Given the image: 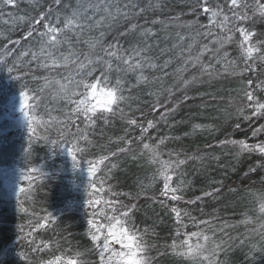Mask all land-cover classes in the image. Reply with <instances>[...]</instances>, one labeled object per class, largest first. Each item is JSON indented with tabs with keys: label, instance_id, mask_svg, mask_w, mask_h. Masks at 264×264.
Here are the masks:
<instances>
[{
	"label": "snow or ice",
	"instance_id": "snow-or-ice-1",
	"mask_svg": "<svg viewBox=\"0 0 264 264\" xmlns=\"http://www.w3.org/2000/svg\"><path fill=\"white\" fill-rule=\"evenodd\" d=\"M17 7L18 0H0V20L5 24L10 21H25L27 14L13 18L11 11H5ZM144 12L145 8L138 4H120L116 0H76L75 6L65 0H53L52 6L29 21L24 39L35 40V46L23 47L20 46V40L3 37L7 43L0 47V73L6 72L9 81L14 82V86L18 85V99L10 101L7 112L9 115L19 113L12 120L11 127L22 131L19 154L13 144L8 150L13 163L0 169V204H10L14 212L20 214L22 222L15 221L13 230L4 227L0 220V264H17L16 257L24 264H90L85 258L86 254L79 251L67 255L68 249H65L56 255V251L61 249L58 240L49 238L37 241V234L42 229H51L57 223V216L46 209L43 210V215L38 213L35 210V195L38 189L47 186L43 184L44 180H54L64 171L63 168L48 170L47 160L44 163L38 162L35 146L40 143L48 147L46 155L49 158L58 155L70 158L71 170L79 179L78 184L73 181V186L75 190L82 192L83 198L71 202L68 207L78 205L88 210L86 215L90 218L87 220V235L92 243L89 253L98 256L97 264H153L149 253L153 249L150 240L155 233L153 229L136 226L133 217L137 204H124L119 199H104L106 193H110L112 197L126 195L113 192L111 187L105 189V183L110 178L107 173L117 167L111 163V158L116 157L117 153H93L92 149L96 144L90 135L95 134L98 121L108 125L116 117L125 120L129 128L140 129L139 137L135 138V142L140 145L138 155H146L148 163L158 166L153 179L156 175L163 177L160 194L171 201H184V196L178 194L182 193L186 184L184 172L180 169L193 157L180 159L181 153L169 152V158L164 160L161 158L163 154L160 146L165 143V138H160L156 144L144 142L151 139L147 134L156 124L147 120L145 127L138 122L140 118L131 115L135 97L132 95V88L125 86V78L129 73H139L138 83H151L144 72L146 69L157 68V65L152 63L153 45L147 41L156 34L151 28L145 27L139 31L138 36L133 34V41L128 40L129 30L119 31L118 36H113V42L107 44L103 30L94 38H84L85 34L101 28L106 21L109 22L108 27H111L112 22H118L120 17L127 20L130 14L139 15ZM192 13L202 14L206 22L198 20L196 24L188 25L191 33L188 36L177 33V39L184 42L180 46L181 51L187 49L188 61L192 67L200 64L202 72L209 77L220 74L216 65L223 67L229 75L252 74L242 81L238 100L233 106L243 120L264 118V79H260V76H264V31L255 30L257 19L264 24V2L254 0L250 4L248 0H195ZM5 16L8 19H4ZM151 23L155 24L156 21ZM37 25L40 27L37 28ZM131 27L132 30L141 28L137 24ZM237 34L239 39H236ZM122 41L131 46L125 48ZM81 44L86 45L88 51H83ZM193 44L196 45L195 56L192 54ZM229 44H235L239 50L242 64L239 72L236 69L240 65H237L236 60L229 59L230 54L226 50V45ZM206 54L209 63L203 65L200 63L201 57ZM230 68L232 71L229 73ZM40 70H43L40 75L35 74ZM164 75L168 74L165 72ZM196 79L197 77H192L193 81ZM41 80L42 84L31 86L30 81ZM184 83L187 85L191 81ZM79 89L83 91H78ZM96 91L101 93V98H106L105 102L93 104L88 101L89 95ZM45 97L62 100L66 104L60 109L45 108L41 114L39 110ZM158 110L153 105L152 111ZM56 111L60 115H54ZM236 127H240L239 121L236 122ZM260 132H264V125L254 129L252 135ZM100 134L103 135V132ZM2 136L3 130H0V137ZM124 143L125 146L119 152L133 153V159H136L137 150L132 147L134 140L127 139ZM224 143L238 145L242 152L258 151L264 154V143L250 145L242 140H226ZM4 152L0 148V160ZM89 156L94 158L89 159ZM101 166L107 169L103 177L98 175ZM250 171L255 172V168ZM174 176L177 178L175 186ZM22 181L27 182L26 186ZM218 191L219 189L206 191L203 196L210 197ZM250 195L257 201L258 211L264 214V191ZM202 199V196H197L186 203L194 205ZM105 209L112 215H108ZM170 212L174 214L177 224L175 235L180 238L179 243L173 241L171 249L176 256L187 258L190 264H227V261L220 259L221 254L226 253L236 242L244 245L249 239L246 235L234 238L226 230L234 226L227 222L217 228L211 220L192 216L180 207L172 206ZM98 215L104 217L107 224H99L96 219ZM185 217L198 230L181 231L187 228ZM249 222L248 219L243 221L245 224ZM260 229H264V223L260 224ZM258 234L264 240V231H258ZM21 246L26 250L18 252L17 248ZM252 247L255 248L256 245ZM48 252L52 253L51 257L44 259L42 254Z\"/></svg>",
	"mask_w": 264,
	"mask_h": 264
},
{
	"label": "trees",
	"instance_id": "trees-1",
	"mask_svg": "<svg viewBox=\"0 0 264 264\" xmlns=\"http://www.w3.org/2000/svg\"><path fill=\"white\" fill-rule=\"evenodd\" d=\"M65 2L73 6L76 4V0H65ZM116 2L138 4L145 8V12L139 15L130 14L127 20L120 17L118 22H112L111 27H108L109 22L106 21L101 28L93 29L85 34L84 38H94L99 35V31L103 30L106 33L105 44H107L113 42V36H118L119 31L129 30L128 40L133 41V34L138 36L139 31L145 27L152 29L156 36L148 39L147 42L153 45L152 63H155L157 68L146 69L144 72L151 83L142 81L138 83L139 73H129L125 78V86L132 88V95L135 97L131 115L140 118L138 122L145 127L147 120H152L156 124V127L149 129L147 134L151 139H146L144 142L156 144L160 138H165V143L160 146L162 159L167 160L169 152L181 153L180 159L185 157H193V159H188L180 169L184 172L183 178L186 184L182 193L178 194L184 196V201H171L160 194L163 189V177L156 175L153 179L158 166L148 163L146 155H138L140 145L135 142V138L139 137L140 129L129 128L126 121L119 117L112 118L108 125L98 121L95 134L90 135L96 144V147L92 149L93 153L98 155L117 153L116 157L111 158V163L116 164L117 167L113 168L111 173H107V169L101 166L98 175L103 177L107 173L110 177L105 183L106 190L111 187L113 192L126 194L112 197L110 193H106L104 199H119L124 204L130 202L137 204L133 217L136 226L141 229H153L155 233L150 240L153 249L149 253L153 264H190L187 258L176 256L171 249L173 241L179 243L180 239L175 235L177 224L174 214L170 212L172 206L180 207L197 218L211 220L217 228L225 222L233 225L234 227L226 230L234 238L237 236L243 238L244 235L249 237L244 245L236 242L226 253L221 254L220 259L227 261V264H264V250H262L264 240L258 234V231H264L260 229V224L264 222V214L258 211L259 205L252 195H249L252 208L244 209L243 203L246 198L245 192L264 191V154L258 151L242 152L238 145L224 143L226 140H242L250 145L264 143V132L252 135L254 129L264 125V118L243 120L237 115L236 108L233 106L238 100L242 81L252 74L229 75L225 73L223 67L216 65L220 74L209 77L202 72L200 64L192 67L191 62L188 61V50L181 51L180 46L184 42L177 39V33L188 36L191 34L188 25H194L198 20L206 22L202 14L192 13L195 0H116ZM248 2L252 4L254 0H248ZM52 4L53 0H18L17 8L5 9L6 12H12L13 18L27 15L23 22L10 21L5 24L3 20H0V34H2L0 47L7 43L4 36L11 40H20V46L23 47L35 46V40L24 39L29 21L38 13L46 11ZM4 19L8 17L5 16ZM152 21L156 23L153 24ZM133 24L140 25L141 28L132 30ZM255 30L264 31V24L259 19H257ZM236 39H239V34ZM122 43L125 48L131 46L127 42L122 41ZM80 48L88 51L84 44H81ZM226 50L230 54L229 59L236 60L237 65H240L236 69L239 72L242 64L237 46L226 45ZM192 54L193 56L197 54L195 44L192 46ZM200 63L203 65L209 63L207 54L201 57ZM231 71V68L228 69L229 73ZM42 72L43 70H40L35 74L40 75ZM165 72L168 75H164ZM193 76L197 77L194 81ZM260 79H264V76H260ZM112 80L114 83L115 75ZM184 81H191V83L185 85ZM30 83L31 86L36 87L43 81H30ZM78 91L82 92L83 89ZM125 95H128V92H125ZM185 97L188 98L185 99ZM17 99L18 85L14 86V82L9 81L6 72L0 73V130H3L0 148L5 150L0 160L1 167H8L13 163V158L8 151L13 144L19 154L22 129L17 130L11 127L12 120L8 118L7 112L10 101ZM65 104V101L45 97L39 111L43 114L45 108L60 109ZM153 105L159 110L152 111ZM13 114L15 117L19 116L18 112ZM53 114L60 115L59 111ZM237 121L240 122L239 128L236 127ZM101 132L103 135L100 134ZM122 137L124 140H121ZM127 139L134 140L132 147L137 150L136 159H133V153L119 152V149L125 146L124 141ZM47 152L48 147L45 144L40 143L35 146V155L39 163L47 160L48 170L63 168L64 171L60 172L54 180H44L43 184L47 186L38 189L35 195V210L38 213L43 215V210L46 209L57 216V223L51 229H42L37 234V241L49 238L58 240L61 249L56 251V255L65 249H68L67 255H73L79 251L86 254L85 258L90 264H97L98 256L89 253L92 243L87 235L89 230L87 220L90 218L86 215L88 210L78 205L68 207L71 202L83 198L82 192L75 190L73 186V181L78 184L79 179L71 170L70 158L64 155L49 158L46 155ZM93 158L89 156V159ZM253 168L255 172L250 171ZM176 179L174 176L173 186ZM21 183L25 186L27 184L26 181ZM213 189H219V191L214 192L210 197L203 196L204 192H212ZM197 196H202L203 199L194 205L186 203ZM105 211L108 215H112L107 209ZM96 219L99 224H107L102 216L98 215ZM246 219L250 220L247 224L243 223ZM0 220L4 227L13 230L15 221L22 222L20 214L15 213L13 207L7 202L0 204ZM185 224L187 228L181 231L198 230L187 217H185ZM209 234L211 235V232ZM219 236L218 232L217 239ZM145 238L148 239V237ZM253 245L256 247L253 248ZM25 250L23 246L17 248L18 252ZM42 255L44 259H48L52 253ZM16 259L17 264H24L19 257Z\"/></svg>",
	"mask_w": 264,
	"mask_h": 264
},
{
	"label": "rangeland",
	"instance_id": "rangeland-1",
	"mask_svg": "<svg viewBox=\"0 0 264 264\" xmlns=\"http://www.w3.org/2000/svg\"><path fill=\"white\" fill-rule=\"evenodd\" d=\"M90 98V97H89ZM106 98H101V101H98V103H103L105 102ZM93 103H95V101H93ZM9 115V114H8ZM8 118L10 120H13L15 118L14 114H12L11 116L9 115ZM6 167H1L0 166V169H4ZM0 180H2V177H0ZM252 193V192H251ZM244 195L246 196L245 200H243V203L245 204V207L244 209H248V208H252L251 207V200L249 199V195H250V192H245ZM240 215V213H239ZM264 223V222H263ZM117 247H119V245H117Z\"/></svg>",
	"mask_w": 264,
	"mask_h": 264
},
{
	"label": "clouds",
	"instance_id": "clouds-1",
	"mask_svg": "<svg viewBox=\"0 0 264 264\" xmlns=\"http://www.w3.org/2000/svg\"><path fill=\"white\" fill-rule=\"evenodd\" d=\"M89 97H88V101L90 103H93V101H95V103H93V104H96V103H98V101H101V93L99 91H96L95 93L90 94Z\"/></svg>",
	"mask_w": 264,
	"mask_h": 264
}]
</instances>
